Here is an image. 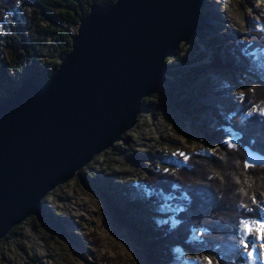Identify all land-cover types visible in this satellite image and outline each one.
I'll use <instances>...</instances> for the list:
<instances>
[{
  "label": "rangeland",
  "instance_id": "1",
  "mask_svg": "<svg viewBox=\"0 0 264 264\" xmlns=\"http://www.w3.org/2000/svg\"><path fill=\"white\" fill-rule=\"evenodd\" d=\"M214 11L220 17L215 26ZM203 14L199 36L182 42L168 58L163 92L145 98L137 122L113 148L93 157L42 199V215L25 219L16 226L20 234L0 241V264H154L147 254L148 239L142 240L134 228L123 224L114 209L122 206L118 188L139 186L155 170L172 171L191 153H212L222 142L234 145L233 134L216 136L214 132L228 127L241 94L258 80L264 81V48L255 47L247 51L250 56L244 54L245 61L234 63L223 55L229 44L251 39L252 32L264 34V0H207ZM76 28L71 26L69 31L73 34ZM46 43L41 61L60 62L63 57L56 43L50 39ZM213 58L219 64H211ZM50 68L41 70L28 60L19 73L11 71L0 89V101L30 74L46 81ZM250 113L264 116V104L252 107ZM246 160L250 165L264 163V157L250 152ZM250 196L260 216L243 222L254 228L255 221H264V192L256 190ZM158 205L161 210L141 215L161 222L171 220L180 208L163 201ZM243 222L238 229L243 264H261L259 242L248 238L254 244L251 261L242 247ZM165 243L173 249L174 264H208L217 256L202 246L183 247L172 239Z\"/></svg>",
  "mask_w": 264,
  "mask_h": 264
},
{
  "label": "water",
  "instance_id": "2",
  "mask_svg": "<svg viewBox=\"0 0 264 264\" xmlns=\"http://www.w3.org/2000/svg\"><path fill=\"white\" fill-rule=\"evenodd\" d=\"M206 1L94 2L52 75L26 78L0 101V240L135 125Z\"/></svg>",
  "mask_w": 264,
  "mask_h": 264
},
{
  "label": "trees",
  "instance_id": "3",
  "mask_svg": "<svg viewBox=\"0 0 264 264\" xmlns=\"http://www.w3.org/2000/svg\"><path fill=\"white\" fill-rule=\"evenodd\" d=\"M111 1L0 0V89L10 72L19 73L28 60L41 70L51 66L52 74L59 62L40 59L47 40L56 43L55 49L63 57L70 50L69 27L77 26L92 3ZM252 36L243 43L229 44L223 50L225 59L233 63L238 59L245 61L244 54L250 56L247 51L264 48V34L257 31ZM169 60L166 59V66ZM211 64H219V60L213 58ZM30 77L37 84L45 82L35 75ZM163 86L164 83L159 92H163ZM145 102L143 99L142 106ZM261 103L264 104V81L258 80L238 99L228 127L214 132L216 136L233 134L234 145L222 142L212 153H191L172 171L155 170L139 186L118 188L122 206L114 209L123 224L134 228L142 240L148 239L147 254L154 264H174L173 249L165 243L169 239L183 247L213 250L217 256L211 258L212 264L244 263L238 229L243 220L259 218V208L250 202V195L256 190L264 192V163L245 168L247 152L264 157V116L250 113L252 107ZM162 201L180 207L171 220L156 222L141 215L161 210L158 204ZM18 234L14 227L6 237ZM162 240L165 242L160 243Z\"/></svg>",
  "mask_w": 264,
  "mask_h": 264
},
{
  "label": "snow or ice",
  "instance_id": "4",
  "mask_svg": "<svg viewBox=\"0 0 264 264\" xmlns=\"http://www.w3.org/2000/svg\"><path fill=\"white\" fill-rule=\"evenodd\" d=\"M242 95L243 94H241V98H242ZM180 155H184V154L180 153ZM249 166L250 165L247 162H245V168H247ZM254 225L255 226L253 228V225L251 223H249L248 221L243 222L244 239L241 241V244H242V247L246 251V254H247V257L249 258V261H251L255 255V253L250 249H251V247L254 246V244L250 245L248 238L252 237V239L254 241L259 242V249H260L259 258H260L261 264H264V221H255ZM253 232H255L254 236H253ZM208 264H212V261L209 260Z\"/></svg>",
  "mask_w": 264,
  "mask_h": 264
},
{
  "label": "bare ground",
  "instance_id": "5",
  "mask_svg": "<svg viewBox=\"0 0 264 264\" xmlns=\"http://www.w3.org/2000/svg\"><path fill=\"white\" fill-rule=\"evenodd\" d=\"M203 16H204V14H203ZM212 21L214 22V26H215V23H217V21H218V23L220 21L219 14L216 11H214V13H213V20ZM201 27H202V24H201L199 30L201 29ZM199 30L197 32H199Z\"/></svg>",
  "mask_w": 264,
  "mask_h": 264
}]
</instances>
